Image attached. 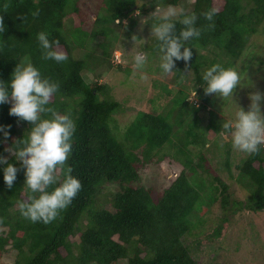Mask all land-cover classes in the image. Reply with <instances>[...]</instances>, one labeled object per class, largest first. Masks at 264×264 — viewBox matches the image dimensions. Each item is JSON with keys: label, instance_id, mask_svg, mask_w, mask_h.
Listing matches in <instances>:
<instances>
[{"label": "trees", "instance_id": "trees-1", "mask_svg": "<svg viewBox=\"0 0 264 264\" xmlns=\"http://www.w3.org/2000/svg\"><path fill=\"white\" fill-rule=\"evenodd\" d=\"M157 3L173 5L178 14H197L201 34L187 42L193 47L191 60L177 61L174 73L165 74L159 65L154 71L174 75L176 84L191 80L199 103L188 100L191 95L186 89L162 84L168 98L163 111L151 99L149 112L138 111L130 123L122 125L116 117L121 102L110 94V85L88 83L85 73L102 65L113 67L118 37L133 38L142 23L151 33L150 15ZM210 9L217 10L211 21L203 15ZM0 19L5 25L0 32V80H10L23 60L59 83L49 106L75 122L66 165L82 184L56 219L32 222L21 215L18 205L38 195L24 186L23 168L16 162L20 170L11 188L0 171V257L14 251V264H213L216 250L205 242L191 241L204 231L195 229L206 209L218 203L231 212L264 211V147L235 165V177L229 159L231 142L221 129L225 119L214 109L207 111V118L202 115L213 105L215 94L206 95L199 87L204 83L203 70L211 64L236 66L245 52L257 55L264 31V0H0ZM173 19L178 21L179 15ZM41 31L50 40H59L65 61L44 58L37 39ZM145 48L159 58L155 37ZM10 106L0 105V124L11 125L12 134L0 143V154L14 160L4 149L27 135L30 124L9 115ZM207 144L220 148V169L249 191L244 201L232 199L230 184L211 166ZM165 159L183 168L155 197L154 189L143 184L141 172ZM63 172L61 168L57 175L62 178ZM225 217L214 230L217 237L223 223H230Z\"/></svg>", "mask_w": 264, "mask_h": 264}, {"label": "clouds", "instance_id": "clouds-1", "mask_svg": "<svg viewBox=\"0 0 264 264\" xmlns=\"http://www.w3.org/2000/svg\"><path fill=\"white\" fill-rule=\"evenodd\" d=\"M216 11L210 9L203 15L211 21ZM178 15V21L173 19ZM150 17L153 18L152 36L157 41L160 54L159 66L164 73H174L177 61L183 60L187 64L193 56V47L187 42L201 34L196 23L197 14H178L173 5L157 3ZM177 23L182 27L177 29ZM4 29L5 25L0 19V32ZM37 39L45 59L56 62L67 59L66 54L58 50L59 40H50L43 31L38 33ZM133 39L136 40V37ZM146 61L147 55L137 52L134 68L142 70ZM244 79L245 73L237 67L213 63L203 70L204 83L199 87L206 95L215 94L223 100H234L235 92ZM59 87L58 82L43 76L34 64L23 60L16 65L10 80H0V105L9 103V115L30 124L27 135L14 139L11 146L4 149L14 160L0 154V171L3 172L5 184L11 188L20 170L16 162L23 168L24 186L38 195H30L28 200L18 201V205L21 215L32 222L49 223L56 219L82 187L79 178L72 174V168L66 165L72 152L75 122L69 114H62L49 106L51 97ZM249 99L251 104L248 110L237 104L234 118L224 120L221 129L230 138L234 149L246 154H258L264 147V94L256 91L250 93ZM44 113L51 115L44 118ZM11 136V125L0 124V143H6ZM61 168L64 169L62 178L57 175ZM5 259L7 257H2L1 261Z\"/></svg>", "mask_w": 264, "mask_h": 264}, {"label": "rangeland", "instance_id": "rangeland-1", "mask_svg": "<svg viewBox=\"0 0 264 264\" xmlns=\"http://www.w3.org/2000/svg\"><path fill=\"white\" fill-rule=\"evenodd\" d=\"M148 5L152 6L151 3ZM175 9L179 11L178 8ZM146 30L148 29L145 28L143 23L136 27L134 36L141 35L143 37L141 40L136 39V41L126 36L118 37V51H115L113 54L114 61L112 68L102 65L94 72L87 71L85 73V80L88 83L98 82L110 85V94L115 100L121 102L122 110L116 114V117L122 125L130 123L138 111L149 112L152 107L151 99H155L154 105H156L159 112L163 111L168 98L166 100L165 92L161 91L162 84L169 86L170 89L184 88L190 93L191 98L195 99L191 80H188L186 83L176 84L174 82V75L164 76L166 73H156L154 71L158 68L160 60L158 56L152 54V51L145 48L147 45L152 44V39L154 38L152 32L147 34ZM260 34V47L257 48V55L253 56L254 54H246L245 52V56L243 55L235 66L245 73V79L242 81V85L237 88L233 97L234 100H223L221 97L211 94L214 95L215 101H213V105H208V109L204 113L202 112V115H206V118L208 117L207 111L214 109L218 112L220 118L225 120L233 119L237 110V104L248 110L251 104V100L249 99L250 93L259 91L264 94V64L258 62L264 61V31ZM101 39L103 38H98V40ZM137 52H144L147 55V61L142 70L134 68V56ZM247 63L249 64L247 65ZM118 65H121L123 68L127 67L129 72L121 71ZM246 66H248L247 69ZM188 73L185 72L186 77L191 79L192 76ZM154 79L158 82L157 86H155ZM193 101L197 104L199 103L196 99ZM207 123L206 121L205 124ZM226 140L230 141V138L227 136ZM222 145L223 143L220 144V146ZM208 148L207 157L209 160L211 159V166L217 169L216 173L230 184L232 199L244 201L250 193H248L247 189L242 190L237 184L236 178L230 177L227 170H224V168L223 170L220 169L221 157L223 155L219 151L220 148L217 149L215 145L207 144L206 149ZM247 155L234 149L231 145L229 159L233 161L232 170L235 177L237 176L235 165L240 163ZM193 157L197 159V156ZM182 168V165L178 162L165 159L159 164L148 166L145 170H142L143 184L153 188L154 195L157 197L178 178ZM206 210L202 215L201 223L195 229V231H199L200 229L204 231L198 236L192 237L191 241L194 239L199 243L205 242L212 250H216L215 259L212 260L213 264H264V211L253 213L235 209V212H231V210L221 209L218 203H215ZM225 216L229 218L230 223H223V230L220 237H217L214 235V230L220 225L219 219L226 218ZM77 241L79 240L73 242ZM5 257L7 259L3 261H1L2 257H0L1 264H14V251H10Z\"/></svg>", "mask_w": 264, "mask_h": 264}]
</instances>
